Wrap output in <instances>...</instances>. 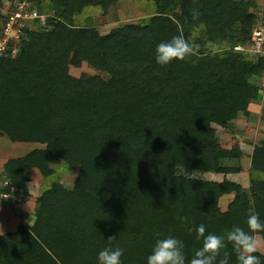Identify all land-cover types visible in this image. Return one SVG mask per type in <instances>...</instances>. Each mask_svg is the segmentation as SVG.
<instances>
[{"label": "trees", "instance_id": "16d2710c", "mask_svg": "<svg viewBox=\"0 0 264 264\" xmlns=\"http://www.w3.org/2000/svg\"><path fill=\"white\" fill-rule=\"evenodd\" d=\"M117 1L30 0L37 17L0 53V134L44 145L8 159L1 176L27 195L30 169L50 177L55 158L78 167L71 187L55 179L43 188L31 224L0 235V264H96L109 244L124 248L123 264H146L157 233L183 240L190 259L202 241L178 217L221 236L233 226L247 231L250 209L264 220V138L248 156V186L176 171H241L246 153L223 147L216 126L248 115L261 90L262 60L236 48L250 39L256 2L141 0L154 12L137 23L105 34L75 23L85 8L106 12ZM15 9L0 13V39ZM175 35L192 43V53L158 65L156 45ZM83 63L106 77L69 73ZM230 194L221 210L220 198ZM256 234L264 241V232ZM225 243L219 258L227 253L237 264ZM254 254L264 262V253Z\"/></svg>", "mask_w": 264, "mask_h": 264}, {"label": "rangeland", "instance_id": "374dc122", "mask_svg": "<svg viewBox=\"0 0 264 264\" xmlns=\"http://www.w3.org/2000/svg\"><path fill=\"white\" fill-rule=\"evenodd\" d=\"M254 1L256 2V6H257V2H262V0H254ZM23 4L24 7L27 9L31 5L30 0H25ZM11 5L14 7L15 5H18V3L16 1L10 2V1L2 0L0 6V13L2 14V16L5 15V13H7ZM153 12H154V6L151 2L141 1V0H118L114 5L109 7V9L106 12H103L98 7L85 8L80 15L76 16L75 23L80 26H94L101 34H105L108 33L111 29L116 28L118 26L130 24V23H137L141 18L151 15ZM42 22H44V18L40 19V23ZM27 23H32V21L29 19ZM14 38H16V36ZM15 44L16 45L14 47V51L16 52L18 48V41L15 42ZM69 73L74 77H78L81 73L99 74L102 77H106L105 72L97 69H93L90 66H88L86 63H83L80 67L71 66L69 68ZM248 110H249L248 115L240 114L236 119L232 120L226 127L222 128L220 126H216L220 144L223 147L229 148L232 146H239L246 153V156L242 157L240 160L241 171L239 173L228 174L224 176L221 173L198 172L193 169L185 168V167H178L176 170L177 173L187 176H198L201 178L218 180V181L226 177L229 180L239 182L243 186H248L249 184L248 156L252 152L253 145L257 144L260 139L264 138V92H259L258 96L251 101ZM0 137L8 139L6 136L2 134H0ZM6 139L5 141L8 142L9 139L8 140ZM9 142L16 143V142H12L11 140H9ZM9 142L8 144L4 143L3 149L0 150L1 160L3 159V154L5 158L10 159L11 157L15 158V156H18L21 153V152H17V153L13 152V147L9 146ZM19 143H25L24 146L26 148L29 147L32 148L34 146L35 149L44 147L43 144H39V143H35L36 145L34 146L32 145V142H27V143L19 142ZM51 166L53 168V173L51 174L50 177H44L36 168H35L36 170L35 172H37L38 176L36 175L31 177L32 173H30L29 170L28 174L30 179L27 183L28 194L27 195L19 194V200L17 201L4 202L6 204H9L10 207H14L12 213L14 214V216H17L19 220L23 221V222H19V224L32 223L31 220L29 219L31 218L32 215V221H33L35 200L37 196L41 194L43 188L48 186L53 180L59 179L60 182L66 187H71L73 185L74 180L78 174V167L68 166L57 158H55L52 161ZM232 198H233L232 194L222 196L219 200L220 209L225 210L227 208V204L231 201ZM17 203H22V209L21 207H15L14 204ZM7 227L9 228V226ZM16 229L14 227V230ZM6 232H11V231L3 232L2 230L0 232V235ZM254 239L258 243V251L264 253L263 239L260 237V235L257 234L254 236Z\"/></svg>", "mask_w": 264, "mask_h": 264}, {"label": "clouds", "instance_id": "9594fccd", "mask_svg": "<svg viewBox=\"0 0 264 264\" xmlns=\"http://www.w3.org/2000/svg\"><path fill=\"white\" fill-rule=\"evenodd\" d=\"M199 13L193 12V17ZM193 51L192 43L183 35H175L170 40L159 42L154 51V59L158 65L165 66L173 60H183ZM246 219L248 230L239 226H233L226 235L221 236L213 232H207L203 223L195 228L187 216H180L178 219L187 227L189 232H195L196 239L202 241L201 246L194 249L191 258L186 255L183 240L173 234L157 233V238L146 256V264H229V257L221 250L225 248L226 241L232 244L236 253L237 264H264L259 255L258 243L252 233L264 232V220L259 213L250 209ZM115 237H109L111 241ZM124 248L111 244L103 247L96 255V264H123L121 257L124 255ZM219 258V259H218Z\"/></svg>", "mask_w": 264, "mask_h": 264}, {"label": "built area", "instance_id": "2783aa9c", "mask_svg": "<svg viewBox=\"0 0 264 264\" xmlns=\"http://www.w3.org/2000/svg\"><path fill=\"white\" fill-rule=\"evenodd\" d=\"M253 11L256 21L252 25L250 39L244 47L236 48L245 50L254 59L262 60L263 70L258 78V83L261 90H264V0ZM43 16L40 19L45 17ZM36 17V12L25 8L23 2L16 5V9L7 16L2 28L0 53L5 49L9 39L19 36L24 22H27L29 19L33 21ZM19 194H23L22 190L18 186L13 185L8 178L0 175V201H17L19 200Z\"/></svg>", "mask_w": 264, "mask_h": 264}, {"label": "crops", "instance_id": "0c3cea01", "mask_svg": "<svg viewBox=\"0 0 264 264\" xmlns=\"http://www.w3.org/2000/svg\"><path fill=\"white\" fill-rule=\"evenodd\" d=\"M260 3L261 2H257V6H259ZM260 92H264V91L260 90ZM250 104H251V102L249 103V105ZM249 105H248V107H249ZM5 139L6 138L0 137V141L2 142V143L0 142V150L3 149L4 143L8 144V142H9L8 139H6V140H8V142H6ZM24 144L25 143H19V142L10 143L9 142V146L13 147V152H16V153L21 152L20 155L15 156V157L23 156V155L27 154L28 152H30L31 150L35 149V146H34V145H36L35 143H32V145L34 146L32 148L31 147L26 148L24 146ZM20 147H23V148H20ZM18 148H20V149H18ZM1 154H3V153H1ZM7 160H8V158H5L4 154H3L2 160H1V156H0V173L3 169V165L5 164V162ZM35 171H36L35 168L30 169V173H32L31 177L36 176V175L38 176L37 172H35ZM4 202H6V201H0V232L2 230H3V232H5V231H11L12 232V231H15L14 227L16 229L19 222H23V221L19 220L18 217L14 216V214L12 213V210H14V207H10L9 204H6ZM14 205H15V207H21V209H22V203H17ZM29 220H31V222H32V215H31V218ZM7 226H9V228Z\"/></svg>", "mask_w": 264, "mask_h": 264}]
</instances>
